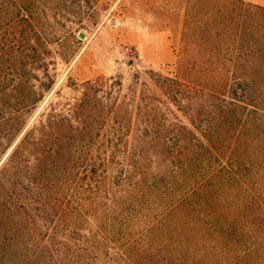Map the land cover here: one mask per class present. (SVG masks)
<instances>
[{
    "label": "trees",
    "instance_id": "obj_1",
    "mask_svg": "<svg viewBox=\"0 0 264 264\" xmlns=\"http://www.w3.org/2000/svg\"><path fill=\"white\" fill-rule=\"evenodd\" d=\"M215 1L217 11L211 12L221 30L208 41L222 49L247 28L250 53L263 58L257 54H264V8ZM32 40L14 45L11 73L0 77V159L12 147L0 166V264H108L121 257L122 247L139 246L141 233L172 221L190 226L192 206H208L192 201L209 194L214 175L203 174L211 154L205 152L213 150L219 132L214 136L207 122L201 138L183 127L161 138L164 116L157 117L148 92L136 107L133 99L120 104L115 88L101 80L73 85L76 97L67 104L51 102L23 132L27 115L53 87ZM156 87L177 109L201 94L177 79ZM60 105L64 113L57 112ZM221 105L224 115L244 116L245 108ZM258 111L254 107L252 114ZM258 218L252 217L254 224ZM141 224V237L132 238ZM258 226L264 230V222ZM252 245L256 256L263 253L258 242Z\"/></svg>",
    "mask_w": 264,
    "mask_h": 264
},
{
    "label": "rangeland",
    "instance_id": "obj_2",
    "mask_svg": "<svg viewBox=\"0 0 264 264\" xmlns=\"http://www.w3.org/2000/svg\"><path fill=\"white\" fill-rule=\"evenodd\" d=\"M216 8L215 0H0V77L11 73L14 45L31 38L53 81L50 93L27 115L23 132L51 102L67 104L76 97L73 85L97 80L115 88L120 104L133 99L136 107L148 92L157 117L164 116L161 138L182 127L201 138L207 122L214 136L219 132L213 150L205 152L211 154L203 174L214 175L209 194L192 201L208 206L201 211L192 206L190 226L172 221L145 234L141 224L132 235L142 236L140 245L122 247L121 257L108 264L264 263V230L258 226L264 222V56L253 58L247 28L222 49L209 42L220 29L211 12ZM37 75L45 81L42 71ZM164 79H177L201 94L177 109L156 87ZM210 95L221 100L210 101ZM221 101L234 104L230 109L245 108L244 116L224 115ZM63 108L56 110L64 113ZM253 216H259L256 224ZM254 242L263 251L259 256L251 251Z\"/></svg>",
    "mask_w": 264,
    "mask_h": 264
},
{
    "label": "crops",
    "instance_id": "obj_3",
    "mask_svg": "<svg viewBox=\"0 0 264 264\" xmlns=\"http://www.w3.org/2000/svg\"><path fill=\"white\" fill-rule=\"evenodd\" d=\"M250 4H255L257 6L263 7L264 8V2H259V0H242Z\"/></svg>",
    "mask_w": 264,
    "mask_h": 264
},
{
    "label": "water",
    "instance_id": "obj_4",
    "mask_svg": "<svg viewBox=\"0 0 264 264\" xmlns=\"http://www.w3.org/2000/svg\"><path fill=\"white\" fill-rule=\"evenodd\" d=\"M82 38V37H81Z\"/></svg>",
    "mask_w": 264,
    "mask_h": 264
}]
</instances>
